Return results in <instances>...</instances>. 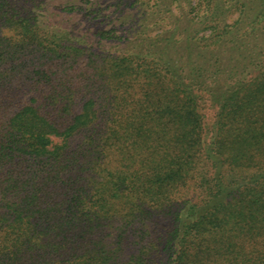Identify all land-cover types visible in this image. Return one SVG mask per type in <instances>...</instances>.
Segmentation results:
<instances>
[{"label": "trees", "instance_id": "16d2710c", "mask_svg": "<svg viewBox=\"0 0 264 264\" xmlns=\"http://www.w3.org/2000/svg\"><path fill=\"white\" fill-rule=\"evenodd\" d=\"M47 1L0 0V264H264V0Z\"/></svg>", "mask_w": 264, "mask_h": 264}, {"label": "rangeland", "instance_id": "374dc122", "mask_svg": "<svg viewBox=\"0 0 264 264\" xmlns=\"http://www.w3.org/2000/svg\"><path fill=\"white\" fill-rule=\"evenodd\" d=\"M64 2V0H48L47 2H46V4L48 3V9L50 10V9H52V8H54L53 6H55L54 4H57V3H63ZM104 4V3H103ZM103 4L100 6L101 8H103V12H105V13H108L109 12V9H104V7H102L103 6ZM235 13H232L231 15H230V18H228V21H231L233 18H235ZM75 18H72V19H69V21L67 20V17H65L64 15H56L55 17H53V21H56V23H57V25L58 24H60V25H62V26H64V25H66V26H69L72 22H73V20H74ZM59 25V26H60ZM80 25H82V24H80ZM79 25V26H80ZM109 25V24H108ZM61 27V26H60ZM77 28V27H76ZM90 34H91V32H89ZM154 33V32H153ZM153 33H151V34H153ZM205 110V113L207 114V113H209L210 114V111L207 109V107L204 109ZM209 114H207V115H209ZM226 174V180L227 181H229L230 180V177H231V175H232V173L230 172V170L228 171V169H227V171L225 172Z\"/></svg>", "mask_w": 264, "mask_h": 264}]
</instances>
